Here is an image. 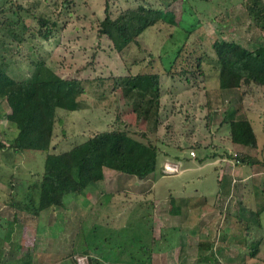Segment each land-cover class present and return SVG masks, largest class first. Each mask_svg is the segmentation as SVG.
I'll return each mask as SVG.
<instances>
[{"label": "rangeland", "instance_id": "1", "mask_svg": "<svg viewBox=\"0 0 264 264\" xmlns=\"http://www.w3.org/2000/svg\"><path fill=\"white\" fill-rule=\"evenodd\" d=\"M18 1L28 6L34 0ZM72 1L73 13L69 14L71 9H65L61 17L59 7L55 10L51 6L49 12L43 3L40 10L48 11L59 23L49 40L32 30L21 50L24 55L32 54L44 60L63 77H78L85 86V92L77 97L81 108L57 110L53 150H68L98 131L120 125L158 137L159 166L154 172L158 196L169 194L170 188L176 190L174 193L182 191L185 184L189 191L206 189L213 196L220 188V173L223 179L232 181L233 187L231 185L229 190L235 198L230 215L224 209V198L221 213L225 225L236 223L238 233H229L228 225L229 229L225 227L221 233V256L216 257L211 251L210 256L192 263L264 264V184L260 185L264 183V166L254 169L249 163L238 162L235 158L236 153L243 152L264 162V86L220 89L212 48L216 39L235 40L250 49L264 43V33L248 15V0ZM6 2L8 0H0V6ZM107 3L113 17L127 8L144 4L167 9L175 19L169 22L167 17L148 27L140 36V44L132 43L118 52L111 39L99 33ZM3 39H6L5 34L0 30V50ZM193 53L207 55L203 63L205 75H189V81L185 77L167 74L170 69L186 66ZM17 60L22 67L17 71L25 75L26 59L18 57ZM138 73H159L161 76L165 92L161 123L155 129L152 118L140 123L136 115L124 108L121 81ZM2 107L6 113L2 122L5 139H12L17 133L15 119L6 100L2 101ZM118 115L122 123L117 120ZM225 115L228 119H250L259 147L233 144ZM191 150L196 156L191 155ZM45 158L43 151H15L9 147L0 151V191L3 194L10 192L8 179L14 177L15 190L23 194L29 182L40 178ZM166 164L173 165L175 170L164 171ZM150 177L148 182L147 178L140 179L109 169L106 180L93 183L85 193L65 195L64 208L53 207L40 216L24 214L20 223L13 220L14 210L0 200V221L4 223L0 226V264H19L18 260L25 252L33 255L32 264H92L91 257H96L91 250L93 247L98 254V261L94 264H130L131 259L134 264H151V252L180 250L183 245L187 246L184 242L186 232L180 226L164 227L159 231L160 223L155 225L151 202L146 204L143 198V207L130 210L140 200L133 192L137 188H150L154 179ZM255 177L262 182L252 184L250 180ZM151 192L155 194L156 191ZM221 192L223 188L219 194ZM152 197L153 194L147 195L146 199L152 201ZM209 200L211 204H218L221 199ZM127 218L130 219L129 225L119 228L117 225L123 224ZM102 219L111 222L108 226L104 224L101 236L94 239L91 229ZM107 227L110 229L106 230ZM8 228L13 230L11 239L5 236ZM226 235L232 239L227 241ZM257 244L259 252L252 257L251 251ZM195 249L196 246L188 247L186 251L193 254Z\"/></svg>", "mask_w": 264, "mask_h": 264}, {"label": "trees", "instance_id": "2", "mask_svg": "<svg viewBox=\"0 0 264 264\" xmlns=\"http://www.w3.org/2000/svg\"><path fill=\"white\" fill-rule=\"evenodd\" d=\"M43 3L49 12L51 6L55 10L59 7L60 17L65 9H71L69 14L73 13L72 0H34L28 6L18 0H8L5 5L0 6V30L6 38L2 40L3 47L0 50V151L9 147L15 151L36 150L46 153L44 171L39 179L29 182L23 194L15 190L14 177L8 179L10 192L3 194L0 191V200L14 210L13 220L17 223L23 221L24 214L40 216L43 211L53 207L64 208L65 195L85 193L93 183L104 180L105 168L146 178L159 166V138L150 136L145 131L128 130L121 125L118 128L98 131L68 150H53L57 110L63 108L75 111L81 108L77 97L85 92V86L78 77H63L44 60L32 54H22V46L27 41L28 33L34 30L45 40H49L59 23L48 11L40 10ZM246 9L255 25L264 33V1L248 0ZM105 11L106 16L100 21L99 33L111 39L118 52H122L132 43L140 44V36L148 27L166 20L167 17L170 18L169 22H174L175 19L171 11L155 8L153 5L141 4L127 8L113 17L107 3ZM212 48L220 89L264 86V43L250 49L235 40L216 39ZM194 55H189L186 66H183L184 63L180 65L183 66L182 69L175 67V70H168L167 74L172 77H185L189 81V75H205L203 63L207 55ZM18 57L26 59L27 75H21L17 71L22 68ZM120 81V78L116 81L118 85ZM120 88L125 101L124 108H128L131 115H136L140 123L144 124L152 118L154 129L157 128L161 123L162 98L165 92L160 74L138 73L127 76L121 81ZM4 100L9 103L15 119L17 133L12 139H5L6 132L2 126L3 117L6 115L2 107ZM117 120L122 123L119 115ZM224 120H228L227 126L233 144L258 148V136L250 119H228L225 115ZM235 158L238 162L264 166L263 161L255 162L251 154L236 153ZM144 204L140 199L130 210L143 207ZM174 204L172 200L173 212ZM150 207L153 208L152 202ZM129 220L127 218L119 228H126ZM108 222L111 221L102 219L93 224L91 233L94 239L101 236V228L104 224L108 226ZM3 224L1 222L0 226ZM12 234L13 230L8 228L5 236L11 239ZM95 249H91L96 255L91 257L92 264L98 261ZM259 249L257 244L250 255L257 256ZM153 252L150 256L151 264ZM18 262L32 264L33 255L25 252ZM129 262L134 264L132 259Z\"/></svg>", "mask_w": 264, "mask_h": 264}, {"label": "crops", "instance_id": "3", "mask_svg": "<svg viewBox=\"0 0 264 264\" xmlns=\"http://www.w3.org/2000/svg\"><path fill=\"white\" fill-rule=\"evenodd\" d=\"M237 145L239 144H236V146ZM260 161H263V159H261ZM255 162H257V160H255ZM250 166L253 167L254 169L260 167L256 163ZM107 171H109V168H105V178L102 181L106 180ZM150 176L154 178L152 179L153 184L151 185V187L148 189L147 186L140 189L137 188V191H134L133 193L135 194L136 197H140L141 200L144 198L146 202H152L153 205L152 211H153L155 225L159 222L161 227L159 228V231H161V229L164 227L180 226L182 230L186 232V237H187L186 241H184L185 244H187V246L183 245L180 250L175 248L173 249V251H170L169 249L166 251H162L159 249L154 251L152 264H193L192 262H194L195 260L199 261V259L203 256H210L211 251L213 252L214 256L216 257L217 255L221 256L220 247L223 242L221 233L223 229L225 227L226 229H229L227 227L229 225L231 229L229 233L232 231H237L236 233H238V229H236V223H234L233 221L232 223H227V225H225V221H223L222 219L223 215L221 213L222 212L221 204L222 202L225 203L224 199H226V205H225L226 208L224 209H227L226 212L227 214L230 215V209H232L231 203L233 205L232 201L235 198V196L231 194L229 190L231 188L232 181L225 178L223 179L222 173H220L218 176V181H219L218 184L220 188L218 189L217 194L213 196L209 195L206 192V189L205 190L202 189V191L200 189L189 191L187 184L183 185L182 191H178L174 193L173 191L176 190L170 188L169 194L165 196H158V192L156 190L157 181H155L156 173L155 174L152 173L146 177L148 179V182L149 180H151ZM140 179H144V178H140ZM250 181L252 184L254 183L260 184V182H262L261 179H259L258 177H255ZM262 184L264 183H261L260 185ZM221 188H223V192L219 194V190ZM151 191H156V192L154 194V192ZM152 194H153L152 201L151 199H146L147 195L152 196ZM209 199H214L212 201L215 202L217 199H221V200L223 199V200L222 201L220 200V203L218 204H214V203L211 204V201ZM172 200H174L175 202L174 212L171 211ZM121 225L123 224L117 226L120 227ZM229 239L232 238L228 237L227 241ZM230 245L235 246L234 243H231ZM193 246H196L195 249L196 252L192 254L189 251H186L188 247H193ZM223 253L224 255H226L225 252ZM228 255L229 254H227V256Z\"/></svg>", "mask_w": 264, "mask_h": 264}, {"label": "built area", "instance_id": "4", "mask_svg": "<svg viewBox=\"0 0 264 264\" xmlns=\"http://www.w3.org/2000/svg\"><path fill=\"white\" fill-rule=\"evenodd\" d=\"M191 155L192 156H196V153H195V151L194 150H191ZM236 155V154H235ZM173 170H175V168H174V166L173 165H170V164H166V166H165V169H164V171H167V172H172Z\"/></svg>", "mask_w": 264, "mask_h": 264}]
</instances>
